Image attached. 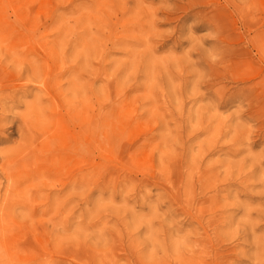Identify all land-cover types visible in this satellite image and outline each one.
I'll return each instance as SVG.
<instances>
[{"label":"rangeland","instance_id":"obj_1","mask_svg":"<svg viewBox=\"0 0 264 264\" xmlns=\"http://www.w3.org/2000/svg\"><path fill=\"white\" fill-rule=\"evenodd\" d=\"M72 1L80 0H8L10 5L21 2L31 7L30 17L23 20L15 17L13 9L9 10L8 35H30L33 31L51 35L59 23L56 16L62 15L63 5ZM177 1L119 3L121 8L127 3L134 9L124 22L132 21V17V22L141 19L146 27L145 39H150L152 45L150 49L141 47L132 57H127L121 47L110 46L107 58L102 59V158L98 161L97 154L88 151L86 162L75 156L68 164L70 173L80 170L81 161L93 173L85 188L75 190L73 183L59 184L49 198L45 193L47 199L30 200L19 193L9 198L5 193L7 182L0 176V229L4 237L0 264H199L217 258L216 252H220L218 260H227V264L264 262V116L246 114L254 94L246 93V99L236 95L262 77L258 78L249 63L234 71L227 62L237 37L223 13L227 0L219 4L195 0L190 9L192 14L200 13L213 23L214 30L196 23L202 29L193 34L186 32L177 47L176 38H156V33L167 36L172 27L187 28L195 23H185L184 18L180 23L163 25L167 19L185 16L181 12L166 15ZM150 3L157 10L155 22L160 24L153 36L149 29L153 19L149 18ZM113 8L102 12L103 45L111 39L106 22ZM65 16L66 26L74 34L78 17L69 11ZM190 40H198L195 49ZM204 40L210 43L205 44ZM161 44H165V49L157 51ZM32 48L40 50L37 44ZM4 54L0 46V63L13 69L12 58ZM73 56L72 51L70 60ZM249 57L255 58L250 49ZM209 64L220 75L212 73ZM179 65H183V74L191 82L178 89V81L170 80L169 72L180 73ZM240 71H245L252 82L244 84ZM36 92L33 90L21 100L20 107L3 115L6 129L21 120L26 104H33ZM231 95H236L233 104ZM86 108L93 121L95 99L86 102ZM71 124L69 129L78 131V125L73 121ZM92 135L93 132L88 137L93 138ZM214 142L220 144L216 149L219 154L210 150ZM15 146L12 141L2 143L0 150ZM212 151L214 155H209ZM45 158L44 154H33L27 166L24 163L18 168L15 178L24 182L23 178L39 168H53ZM98 163L101 166L97 168ZM209 167L215 172L210 178L200 179ZM187 178L190 185L185 182ZM215 185L221 191V205L213 208L219 212L220 207H225L231 221L227 228H220L227 241L218 248L212 228L207 236L213 247L207 239L197 246L198 236L193 229L197 224L185 214L183 207L188 199L184 195L193 197L206 192L210 196ZM210 205L208 202L197 206L192 213L209 217Z\"/></svg>","mask_w":264,"mask_h":264},{"label":"bare ground","instance_id":"obj_2","mask_svg":"<svg viewBox=\"0 0 264 264\" xmlns=\"http://www.w3.org/2000/svg\"><path fill=\"white\" fill-rule=\"evenodd\" d=\"M102 1H104L103 8ZM121 1L80 0L77 3L72 1L63 5L62 15L56 16L59 23L51 35L34 33V31L30 35L24 33L8 35L7 29L11 24L9 10L13 9L15 17L23 20V17H30L28 11L31 7L27 8V3L20 2L10 5L8 0H0V46L5 50L4 57L12 58L13 66L12 69L10 65L5 66L0 63V144L11 141L16 143L12 149L0 150V176L7 182L6 197L12 198L16 193H19L30 200L40 197L47 199L56 191L54 188L59 184L68 186L73 183L75 190L78 188L81 190L88 185L93 177V173L83 165V162H86L85 155L88 151L95 152L98 161L102 158V59L109 53L110 46L112 48L121 47L127 57H132L136 52H139L141 47L146 46L150 49L152 45L150 39H145L146 27L142 26L141 19L132 22V17L130 18L132 21L124 22L129 17V12L134 9L127 3L124 8H121L119 6ZM209 1L212 4H219L221 0ZM146 2L147 0H137L138 5H145ZM194 2L195 0H178L173 3V6L166 10V15H176L181 12L185 16L167 19L168 21L163 24L171 26L173 22L180 23L185 18V23L193 20L195 22L193 26L172 27L173 30L167 36L156 33V38L162 41L176 38L175 45L177 47L178 41H181L186 32L193 34L202 28L214 30L216 26L208 22L200 13L192 14L190 9L194 6ZM108 7L110 9L114 7L112 9L114 11H107L109 19L106 25L109 28V34L111 33V39L104 42L103 45L102 12H106ZM67 11L78 17L74 34L66 26L65 14ZM224 11L237 36L234 47H243L229 49V60L227 61L229 66L232 70L239 71L242 64L249 63L252 66L251 69H255L258 78L262 77L259 82L246 88L251 89L250 91L241 88L240 93L236 95L243 99L246 93L254 94V97L248 102L246 114L256 113L264 116V0H227L223 13ZM149 18L150 20L153 18L149 23V29L153 36V31H156L160 25L155 22V18L158 16L157 10H154V3H150ZM30 20L32 19L30 18ZM196 23L201 24L202 28H198ZM78 29L83 31L79 32ZM134 32H137L136 36L133 35ZM210 39L213 40L212 37ZM190 41L191 47L195 49L198 40ZM204 41L205 44L210 43L209 40ZM184 43H189V41H184ZM33 44H37L40 50L33 49ZM164 49L165 44L157 47V51ZM249 49L255 52L254 60L249 57ZM239 50H242V54L239 53ZM72 51L74 59L70 60ZM209 65L212 73L220 75L215 66ZM179 66L180 73L169 72V79L175 83L176 80L178 81V89L191 82L189 77L183 74V65ZM240 72L243 73L244 84L252 82L251 79H247L245 71ZM96 86H98L97 89ZM199 86L200 84L197 83V89ZM33 90L37 91L34 94L33 104H26V110L23 117L21 116V120H15L12 123V128L6 129L7 119L3 115L20 107L21 100L29 97ZM236 95L229 97L231 104L236 100ZM92 98L95 99L97 105L93 121L91 120L92 115L86 108V102H90ZM72 121L78 125V131L69 129L72 127ZM92 132L93 138H89L88 134ZM90 140L93 143H90ZM219 145V142H214L210 150H215L216 153ZM221 149L224 150V148ZM35 153L44 154L49 159L48 164L52 163V167H54L39 168L30 176L23 178L26 179L24 182L17 180L15 174L18 168L24 163V167L27 166L29 159ZM209 155H214L213 151ZM75 156H80L83 162L81 161L79 164L81 165L80 170L70 173L68 164L70 161H74ZM57 163L60 164V167H55V164L58 165ZM100 166L101 164L98 163L97 168ZM206 171L204 175L200 176V179L210 178L215 169L209 167ZM52 180L54 181L51 182ZM36 181L38 182L36 183ZM185 182L190 185L191 180L187 178ZM204 185L203 181L202 186ZM217 186L215 185L216 190L212 191L214 194L210 196H207L206 192L199 195L193 194V197H190V194L187 195L188 193L184 195L188 199L187 205L183 207L185 214L197 224L193 227L196 231L195 235L198 236V239L195 240L197 246L207 239L210 247H213L212 239L207 236L212 228L218 239V248L227 241L222 236L223 233L220 232V228H227L231 224L229 216L226 214L227 210L225 207H220L217 212L213 208L216 204L221 205L219 197L221 191ZM45 193L47 198L44 196ZM208 202L211 203L208 207L211 209L209 217L203 218L201 213H192L195 207ZM2 230L0 229V246L4 243ZM258 245L261 249L259 243ZM216 257L211 262L204 260L199 264H227V260L219 261L220 252H216ZM187 264H192V262L188 261ZM259 264H264V262Z\"/></svg>","mask_w":264,"mask_h":264}]
</instances>
